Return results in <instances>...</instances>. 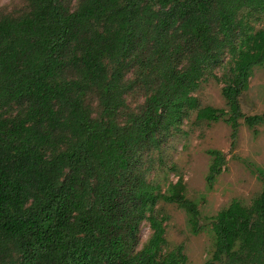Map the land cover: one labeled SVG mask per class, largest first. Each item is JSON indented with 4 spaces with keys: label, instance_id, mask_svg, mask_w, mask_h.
<instances>
[{
    "label": "trees",
    "instance_id": "obj_1",
    "mask_svg": "<svg viewBox=\"0 0 264 264\" xmlns=\"http://www.w3.org/2000/svg\"><path fill=\"white\" fill-rule=\"evenodd\" d=\"M261 12L264 0H24L0 13V264H185L161 201L194 234L209 222L205 264H264V170L248 204L209 216L181 177L166 189L149 178L191 111L233 137L239 119L264 124L239 103L264 64V24L251 22ZM209 76L226 109L194 94ZM207 152L210 188L226 158Z\"/></svg>",
    "mask_w": 264,
    "mask_h": 264
},
{
    "label": "rangeland",
    "instance_id": "obj_2",
    "mask_svg": "<svg viewBox=\"0 0 264 264\" xmlns=\"http://www.w3.org/2000/svg\"><path fill=\"white\" fill-rule=\"evenodd\" d=\"M24 0H0V13L17 12ZM255 27L264 24V12L251 17ZM247 89L240 95L241 110L246 115L264 112V64L254 67ZM223 69L216 66L213 73L222 76ZM222 83L211 76L204 80L194 93L202 106L211 105L227 108L221 94ZM141 95L128 97L133 106ZM240 125L235 137L230 126L222 120L197 121L195 112L183 119L181 131L172 136L165 151V161L155 165L149 178L157 181L162 189L170 182L182 178L185 195L197 202L202 216L215 214L232 199L248 204L261 189L256 171L264 170V124L253 128L239 119ZM208 149L224 153L226 161L212 186L207 187L205 176L211 162ZM158 207L165 215V236L170 246L182 244L187 256L185 264H205L213 251V234L210 224L201 218L202 228L194 234L189 228L187 215L173 203L159 202ZM150 228L142 222L138 233V247L147 239Z\"/></svg>",
    "mask_w": 264,
    "mask_h": 264
}]
</instances>
